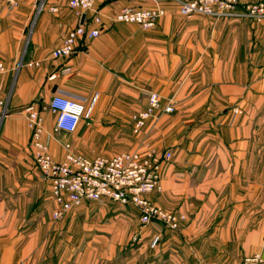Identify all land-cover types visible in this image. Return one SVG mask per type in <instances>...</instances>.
I'll use <instances>...</instances> for the list:
<instances>
[{"label":"crops","instance_id":"crops-1","mask_svg":"<svg viewBox=\"0 0 264 264\" xmlns=\"http://www.w3.org/2000/svg\"><path fill=\"white\" fill-rule=\"evenodd\" d=\"M69 1L21 0L12 10L0 6V63L6 68L0 101L7 105L0 128V264H56L57 205L33 158L25 108L40 109L44 141L55 160L64 158L67 143L76 153L116 154L120 140L130 137L132 116L146 107L148 92L158 93L163 105L173 101L176 112L149 120L132 149L172 150L173 158L162 164L163 191L148 198L186 220L177 231L143 226L129 207L106 225L108 211L74 209L60 225L108 230L112 243L86 244L77 260L58 264H237L264 256V24L186 18L169 0H97L79 17ZM124 7H163L166 15L155 29L144 30L113 21ZM79 25L101 29L100 35L72 56L54 58V50ZM232 26L259 45L246 41L254 50L223 56L239 54L245 60L224 62L222 72L202 73L197 69L202 59L220 54L214 47L204 49L208 39ZM55 94L85 105L74 133L55 128L56 116L46 109ZM234 107L241 112L234 114ZM135 234L141 246L129 247L119 258L121 235Z\"/></svg>","mask_w":264,"mask_h":264},{"label":"built area","instance_id":"built-area-1","mask_svg":"<svg viewBox=\"0 0 264 264\" xmlns=\"http://www.w3.org/2000/svg\"><path fill=\"white\" fill-rule=\"evenodd\" d=\"M21 0H0V6L16 8ZM97 0H70L69 6L79 17L91 11ZM178 6L179 13L186 18L204 16L213 19L246 18L257 24H264V0H172ZM55 11V9H52ZM163 7L142 8L124 7L113 21L138 25L144 30L155 29L165 17ZM94 21L101 24L98 16ZM101 29H87L84 25L72 29L62 45L54 50V58L72 56L78 47L86 46L89 40L97 38ZM38 63L28 64L29 67ZM6 72L0 63V76ZM51 76L50 79H54ZM146 107L132 116L131 125L134 134H139L146 123L162 115H170L175 108L172 103L163 105L158 93L148 92ZM56 116L55 128L63 133H74L85 117L83 102L63 94H55L46 107ZM28 127L31 131L33 158L41 175L50 183L52 196L57 205L53 219L63 220L67 214L85 202H99L109 199L123 206L134 208L143 226L159 225L171 231L180 229L186 220L183 215L167 211L152 203L148 196L163 191L161 170L163 162H169L173 155L170 151L159 154L156 151L146 153H123L113 157L87 158L71 151V145L65 144L66 155L61 161L55 160L44 141V117L36 105H28ZM7 113V105L0 101V117ZM158 238L155 240V243ZM237 264H264V256L255 254L246 257Z\"/></svg>","mask_w":264,"mask_h":264},{"label":"rangeland","instance_id":"rangeland-1","mask_svg":"<svg viewBox=\"0 0 264 264\" xmlns=\"http://www.w3.org/2000/svg\"><path fill=\"white\" fill-rule=\"evenodd\" d=\"M42 1V0H40ZM168 2H172L174 3L172 0H169ZM194 17V16H193ZM204 17V16H201ZM208 19H213V18H209V17H205ZM215 20V19H214ZM236 27L232 26L231 31L229 30V27L226 28H222L220 29V31H217L215 38H209L207 41V44L204 46V49H214L216 50L217 53H220L218 58L215 59H202L203 63L202 65L198 68L201 69V72L203 73H209L213 71V68H215L217 70L220 69V71L222 72L223 70V65L224 62H227L229 60H231L232 62H237L239 63L242 60H245L243 58H240L238 55H236V57H233L231 59L228 58H224V53L227 51H240V50H248L250 51L251 49L254 50V47H251L248 43L250 41L254 42L253 46H255V41H253V38H249L248 40L244 39V37H242V35L240 34V31H236L235 30ZM255 40V39H254ZM248 43H247V42ZM208 45V47H206ZM259 45V44H258ZM259 48V46H258ZM254 58L248 57L247 61L249 62V65L251 63L254 62ZM200 61V59H199ZM208 66V67H207ZM169 103H172L174 108H175V103L173 101H169ZM176 109L174 110V112L170 115L175 114ZM241 112V110L238 107H234L233 108V113L234 114H239ZM169 115V116H170ZM4 116L0 117V128H1V123L3 121ZM152 120H159V118H155ZM124 125L128 126V123H123ZM130 124V123H129ZM147 125V123H146ZM143 130V129H142ZM126 131V130H125ZM128 132V130H127ZM141 133V132H140ZM139 133V134H140ZM130 137L124 138L120 140V143L117 145V147L119 148V153L116 154H107L104 152H94L91 154H81L87 158H95V157H113L119 154H123V153H146L148 151H156V150H148L145 152H138L132 149L133 145L131 142L135 141V138L137 137L138 134H134L133 133V128L130 129L129 133ZM170 151L173 155L172 150L169 148L168 150L164 151L163 153ZM157 152V151H156ZM158 153V152H157ZM163 153H159V154H163ZM173 158V157H172ZM52 196V195H51ZM108 205H102L101 203H87L86 202L81 205L80 207L76 208L78 210H80V208H82L84 206L83 209H88L91 211H99V210H104V211H108L109 214L108 218L104 219V223L106 225H110L111 223V217L114 215H117L118 213L122 212V211H128L130 210L129 207L127 206H123L119 203L113 202V201H108ZM164 209V208H163ZM166 210V209H165ZM171 212V211H170ZM62 220L60 221H56V242H57V249H56V264H58V262H60V260H67V261H71L74 262L75 260H77L79 258V254H81V252H84V247L86 244H95V245H99L100 247L102 246H106L107 243L111 244L112 243V236L113 234L111 232H109L108 230H103V231H97L96 233H93L91 230H84L80 224H72L70 226V228L68 229V224H66L64 227L63 225H60ZM107 227V226H106ZM105 229H108L106 228ZM158 238L159 240V235L156 236V238L153 241V245H157L158 241L155 243V240ZM94 239V240H93ZM120 241L123 244V251H121V255L119 256V258H124L125 257V252H128L129 247L133 246L134 248H139L141 246V238L139 235H133L129 237L126 235L125 237L121 235L120 237ZM62 244V245H60ZM82 244V249H79V245ZM65 245L68 246H72V249H67V247H64ZM122 247V246H121ZM64 256V257H63ZM120 264H123V262H119Z\"/></svg>","mask_w":264,"mask_h":264}]
</instances>
